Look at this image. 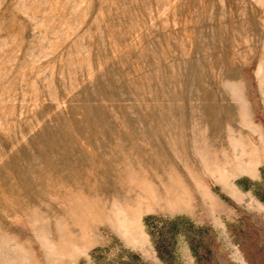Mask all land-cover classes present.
<instances>
[{
	"label": "rangeland",
	"instance_id": "374dc122",
	"mask_svg": "<svg viewBox=\"0 0 264 264\" xmlns=\"http://www.w3.org/2000/svg\"><path fill=\"white\" fill-rule=\"evenodd\" d=\"M208 242L264 261V0H0V264Z\"/></svg>",
	"mask_w": 264,
	"mask_h": 264
},
{
	"label": "trees",
	"instance_id": "16d2710c",
	"mask_svg": "<svg viewBox=\"0 0 264 264\" xmlns=\"http://www.w3.org/2000/svg\"><path fill=\"white\" fill-rule=\"evenodd\" d=\"M150 220V219H148ZM149 222V221H148ZM170 226H172L173 228L171 229L172 231L175 230V227H176V223H172ZM208 231V229H205V232ZM236 234L240 237L242 236V233H241V230H236ZM207 235L208 237H212L210 236V232H207ZM209 240V239H208ZM210 244L209 242L206 244V245H202L201 246H193V249L194 251L196 252V257H197V264H218V261L216 259L215 256H213V253L212 251L210 250ZM257 247H255L256 251H258L259 253H263L264 255V246L262 245L261 247H259V245H256ZM158 250L160 252V255L162 254L161 253V249L160 247H158ZM100 250H97L96 252L93 253V255H96L99 253ZM255 251V252H256ZM162 256V255H161ZM123 257V256H122ZM95 258H97V256H95ZM128 258H129V262L130 264H137V263H140L139 261V256L136 255V254H130L128 255ZM264 258V257H263ZM250 262L251 264H254L253 263V257L250 256ZM259 263L258 264H264V261H258ZM118 264H126V263H123L122 261ZM170 264H178L177 262L173 261L171 262Z\"/></svg>",
	"mask_w": 264,
	"mask_h": 264
}]
</instances>
